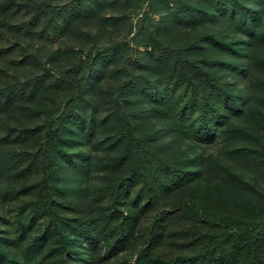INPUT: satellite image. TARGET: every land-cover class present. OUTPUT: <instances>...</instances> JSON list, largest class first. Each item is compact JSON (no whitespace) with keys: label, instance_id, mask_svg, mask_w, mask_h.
<instances>
[{"label":"trees","instance_id":"obj_1","mask_svg":"<svg viewBox=\"0 0 264 264\" xmlns=\"http://www.w3.org/2000/svg\"><path fill=\"white\" fill-rule=\"evenodd\" d=\"M91 1L0 0L1 13L18 11L23 15L18 22L1 23L26 34L36 28L40 33H67L73 20L87 12ZM206 1L216 11L190 0H169L174 16L184 26H196L227 11L245 32L249 46L264 45V21L255 8L243 0ZM202 38L221 49L236 51L229 40L207 31L184 50L166 45L159 32L149 31L145 40L156 52L149 50L145 69L126 55L131 49L129 42L120 41L91 47L85 53L76 49V62L62 69L57 78H52L44 66L39 73L26 78L14 75L0 84V110L32 101L41 92H65L60 104L47 97L40 124L0 123L1 157L6 169L15 177L39 173L3 192L7 213H0V239L15 248L18 258H12L0 245V264H80L76 248L83 239L88 250L101 252L96 262L106 260V264H264V191L211 157L205 160L197 154L192 168L187 166L189 159L164 157L148 141L151 133L137 132L124 109L128 95L135 91L159 105L171 103L176 108L170 121L172 129L186 128L199 138L211 140L221 127L229 155L264 168V80L263 90L255 95L244 121H230V115L239 112L240 96L211 66L232 64L210 55L194 57L186 51L201 46ZM4 51L0 47V54ZM31 58L37 61L35 55ZM255 62L264 69V56ZM109 65L122 79L116 95L109 98L104 121L110 120L121 148L118 153L103 154L100 166L127 164V171L112 174L99 192L103 203L95 211L83 203L59 198V169L62 158L74 163L63 147L66 129H94L93 116L88 126L84 125L88 83L100 68ZM11 138H34L36 146L17 149L7 145ZM240 140L245 143L240 144ZM188 186L191 189L173 199L170 208L155 207L159 199ZM62 233L63 244H53L54 236ZM120 253L123 255L118 257Z\"/></svg>","mask_w":264,"mask_h":264},{"label":"rangeland","instance_id":"obj_2","mask_svg":"<svg viewBox=\"0 0 264 264\" xmlns=\"http://www.w3.org/2000/svg\"><path fill=\"white\" fill-rule=\"evenodd\" d=\"M190 1L198 6L209 5L216 11L215 7L206 0ZM243 1L246 5L255 8L264 21V0ZM91 4L87 12L80 13L73 20L70 32L59 34L40 33L39 28L34 29L32 34L7 29L2 26V20L18 22L23 15L18 11L7 14L0 12V47L5 48L4 53L0 54V84H5L14 75L26 78L39 73L44 66L49 68L52 78H57L62 69L76 62L77 55L74 52L76 49H82L85 53L91 47L108 46L120 41L129 42L131 49L126 55L134 64L145 69L148 66L149 50L152 54L156 52L146 43L147 32H159L166 45L184 50L186 45L194 43L207 31L229 40L236 51L221 49L205 38L199 39L201 46H191L186 51L189 50L194 57L210 55L232 64H217L211 66V69L227 81V87L232 92L240 96L239 112L232 113L230 121L236 123L244 121L245 113L254 104L255 95L263 90L261 80H264V69L257 65L255 60L264 56V45L249 46L245 32L231 20L229 12H217L216 18L205 20L196 26H184L174 16L169 0H92ZM32 55L37 57V61L31 58ZM113 68L112 65L102 67L90 78L87 88L88 100L84 106V125L88 126L89 118L93 116L94 129L92 132L78 126L66 129L63 147L71 154L74 163L62 158L59 169L58 182L62 187L59 198L83 203L95 211L103 203L99 192L110 181L112 174H124L127 171V164L120 167L100 166V157L103 154H115L121 148L120 142L116 141L112 133L110 120L104 121L109 110V98L116 95L122 79L121 74L116 73ZM47 97L53 98L60 104L65 99V92L63 89L48 93L41 92L32 101L1 109L0 123L8 122L14 126H34L42 123L45 113L41 109ZM124 109L129 113L137 132L151 133L152 136L148 141L164 157L189 159L187 163L189 168L194 167L192 159L197 154L202 155L205 160L211 157L218 165L229 167L245 180L255 184L259 190L264 191V168L249 166L244 160L229 155L226 152L228 141L221 134V127L216 130L211 140L199 138L186 128L183 131H175L170 124L176 110L175 106L171 103L159 105L138 91L128 95ZM239 142L243 144L245 140ZM7 145L17 149H33L36 142L34 138L26 141L11 138ZM1 152L0 145V213H7V202L3 192L12 185L36 178L39 173L33 172L24 177L13 176L3 165ZM204 164L208 162L205 161ZM190 189L189 186L184 190L178 189L173 194L159 199L155 207L170 208L173 199L183 196ZM148 221V218L144 220V225ZM172 225L179 227L182 224ZM64 241L63 233L53 238V244H63ZM86 244V240L83 239L82 244L76 248V258L80 264L107 263L106 260L96 262L101 252L88 250ZM0 245L12 258H18L15 248L7 246L4 240L0 239ZM122 255L120 253L118 257Z\"/></svg>","mask_w":264,"mask_h":264}]
</instances>
